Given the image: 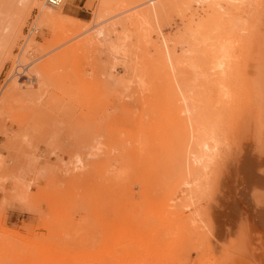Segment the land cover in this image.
Wrapping results in <instances>:
<instances>
[{"label":"rangeland","instance_id":"obj_1","mask_svg":"<svg viewBox=\"0 0 264 264\" xmlns=\"http://www.w3.org/2000/svg\"><path fill=\"white\" fill-rule=\"evenodd\" d=\"M185 1L76 0L69 22L55 27L40 23L41 7L30 2L0 7V39L6 27L10 38L0 46V89L27 27L33 22L38 29L31 67L11 78L26 80L35 95L8 99L0 92V264H34L38 256L51 264H153L168 252V238L185 264H229L239 247L264 238V208L257 210L252 200L258 189L251 180L261 169L246 157L258 156L264 145V121L261 127L242 121L236 139L232 129L241 108L245 116L264 112L261 73L251 83L259 110L245 94L222 110L220 152L205 172L209 183L204 178L202 192L190 188L176 200L175 186L184 178L177 160L193 137L190 127L191 133L178 124L191 113L190 83L179 79H185L189 47L184 32L206 9ZM263 8L252 49L258 67ZM97 30L104 37L97 39ZM124 44L125 53L113 58L108 46ZM43 66L48 76L36 90L27 77Z\"/></svg>","mask_w":264,"mask_h":264},{"label":"bare ground","instance_id":"obj_2","mask_svg":"<svg viewBox=\"0 0 264 264\" xmlns=\"http://www.w3.org/2000/svg\"><path fill=\"white\" fill-rule=\"evenodd\" d=\"M189 1H195L194 3L195 4L197 3L196 5L201 4L206 9H204L205 11L203 10V12L205 13V16L203 15L202 17L204 18L200 19L201 17H199L198 22L196 24H193V23H189V25L187 24L188 27L186 31L184 32L188 35L189 47L186 51V55H184L186 66L184 65L183 66L186 68L181 70L182 71L181 75L183 74L185 79L183 78H179V79H182L181 81H188V84L190 83L189 85L185 83L187 86H189V89H188L189 93H188V96L187 95L186 96L189 99L190 104H188L189 102L188 103L186 101L185 102L191 106L190 107L191 110L189 107L188 108L185 107V108L187 110H190L191 113L188 112L190 115L186 118H183V120L178 122V124L182 128H185V129L187 127L188 128L190 127L193 130V133H192L193 137L192 139L191 137L190 139H188V142H186V144L188 143L187 147H185V150L182 151L181 158L177 160V162L180 160V162L177 163L178 170L182 171V175L184 176V178L182 177L180 182L177 180L178 185L175 186V190L178 193L175 194L176 191H174L176 200L181 198L179 197V194L184 195L185 192H187V190L188 191L193 190L194 192H196V194H199L200 192L204 190V189L203 190L200 189L201 185L204 182L203 181L204 178H206L205 180H207L209 183L208 176L207 177L205 176L206 175L205 172L207 173L208 168L210 169L211 164L213 165L215 164L217 160L216 158L218 157V154L220 152L219 151L220 149L218 147L220 144L219 136H220L222 127L220 126L221 124H219V122L222 121L221 119H224L221 116L223 113L222 110L223 109L229 110L230 108H234L235 102L240 101L239 97L243 96L244 94L246 95V100L248 99L250 104L252 103L251 108L254 109L253 107L258 102L256 101V99H254V97L256 96L252 94V92H254L255 90L252 89L251 83L252 81L254 82V80L260 81L259 78L262 77L259 75L260 73L263 74V77H264V71H263L264 70V63H263L264 60L263 59L261 60L260 66L258 67L259 63L257 62L255 63L257 55L254 57L253 56L254 53L252 51L254 47L253 45L256 39V34L258 33L259 31L258 29L260 26L259 25L260 18L258 19V15H260L259 14L260 9L264 7V0H189ZM14 2H15V5L20 8L23 7L27 2H30L31 6L41 7L40 23L44 25H54L55 27V25L62 24L69 20V14L73 11L76 0H63L62 3L58 7H50L49 5H47V3H45V0L43 1L15 0ZM9 3H10V0H0V7L2 8L4 7V10H5V8L9 6ZM15 5L12 4V6H9V7L11 8L13 7L12 9H14ZM200 8L203 9V7H200ZM6 11L7 12L10 11V8ZM262 15H264V13ZM132 22H133V25L137 27L136 30H134V34L137 35L139 31L138 30L139 20L137 18H134V21ZM31 26H33L35 30H38L36 23L32 22ZM11 34L12 33H10V36ZM33 35L34 34H32L28 38L24 36V38L20 41L19 47L16 52L15 60L13 61L12 67L10 69V74L8 75V78H7L8 80L7 79H6L7 81L5 80L4 84L2 85L0 89V92L6 91V98L8 99H10L11 97H19L21 94H28L31 96L35 95L33 92L27 91L28 88L27 89L25 88L26 85L24 84V81L26 80H24L23 82H19V80H16V81L11 80V78L13 79L14 77L21 76V74L22 76L25 75L26 72L31 67L30 65H32L33 63V57H35V54H33L31 51L32 49L37 47V44H33L34 43V40L32 39ZM95 37H97V39L104 37V32L102 30H97ZM8 38H9V28L6 27L0 39V46L5 44L7 40H10V38L9 39ZM29 40L31 41L28 42ZM243 46H245V51H244ZM108 47L110 48L112 55L114 56L113 58L115 59H117V57H119L121 54L123 55L125 53V49H124L125 44L123 47L116 46L118 48H115L113 45L108 46ZM3 52L4 51L2 50V53ZM260 59L261 58L259 57V60ZM182 61L184 60H180V65ZM174 69L177 70V68H174ZM181 71L179 69V73ZM31 72H33V74L29 73L27 80H30V83L32 85H35L34 87L37 90L39 86L41 85V82L45 80V78L47 79L48 69L45 66H43L39 70L35 69ZM8 81L10 84H8ZM6 82L8 84L7 87L5 86ZM240 84H241V87H240ZM237 87H240L242 89V94H239V92L237 91L238 90ZM262 94L263 96L261 97V100H264V92ZM261 103L259 105H261ZM241 106L242 104H240V107ZM255 108L256 109L254 110L256 111L258 108L257 105ZM262 108L263 106L261 107V109ZM243 110L244 108L240 109L239 117L236 116L238 118L237 119L235 118L234 123H233L234 126L232 125L234 139H236L238 135L240 136L241 134L242 136L243 134L242 130L240 129L242 121H244L245 123L243 125H246L247 123V126H251L252 124L258 123L260 124V127H261L262 122L264 121V112L259 113L257 111L256 114L251 113L252 115L248 114L247 116H245L246 113L244 114ZM254 110H252V112ZM241 111H243V113ZM190 128L188 130H190L189 132L191 133L192 130ZM257 149L259 150V152H255V153L258 156L253 155V152H251L249 153L250 155L247 154L246 157L250 160L251 166L257 165L256 168H259L262 170V171L259 170L258 171L259 173L256 172L258 174L257 177L256 175H254L255 178L251 177V180L253 181L255 187H257L258 189L257 190L258 194H256L255 198H252V200L258 204V206L256 207L257 210H260L262 207L264 208V192H260L261 190L264 191V180L258 179V177L260 178V177H263L264 175V158H263L264 157L263 156L264 145L260 149L259 148ZM170 161L172 160L170 159ZM174 161H176L175 157H174ZM177 173H179V171ZM202 174H204V176H202ZM216 180L218 181V179ZM190 188L192 190H189ZM191 195H193L194 197L197 196V195L192 194V192L190 194V197ZM185 198L186 200L190 199L189 197L187 199V196ZM194 199L191 198L192 202L193 201L196 202V199L195 200ZM256 203L252 202L251 205L255 208V206L257 205ZM174 213H177L178 216L177 215L176 216L179 218L178 212H174ZM161 215L162 217H159L160 219L163 218L164 215H166V213H164V215L163 214ZM169 216L170 215H168V217ZM172 217H171V220L175 218V217L174 218ZM154 219L156 220V218ZM162 220L161 222L163 224L161 222L159 223L164 226V223L167 222L166 218ZM178 220L182 221V219H178ZM168 223L169 222H167V224ZM155 225L158 226L157 222H155ZM170 225H173V224L170 222ZM163 226H161L160 228L163 229ZM175 227L178 228V232L180 231L182 232L183 228L181 229L179 228V227H183L182 225L180 226L178 225ZM175 227L173 226L174 229H177ZM258 228L260 229L259 226ZM258 228L257 230L259 231ZM172 229L170 228V231ZM164 230H160V231H164ZM168 232H169V229H168ZM242 233H243V230H242ZM169 234L171 233H168L167 236L172 237V236H169ZM177 234L179 233L173 234V236ZM179 235H181V233ZM157 236L159 235L157 234ZM174 237H177V236H174ZM168 240H170L169 241L170 246L168 247L169 248L168 252L164 255L163 254L157 255V257L154 259L153 264H185V262H183V259L180 256V250L177 249L176 251L174 250L175 248L174 245L172 246V244L175 241H173L172 243L171 238L170 239L168 238L167 241ZM253 241L254 240L247 242V246H249L250 244L251 245L248 248L246 247V249L245 247H239L238 250H236L235 252V257H233L234 260L232 261V263H229V264H264V238L262 237L260 242H253ZM157 247H160V246H157ZM196 248H194V251ZM165 250H166V247H165ZM195 252L197 253L198 251H195ZM135 254H134V259H132L133 261H136L138 258V257L136 258L137 254L136 255ZM139 255H141L139 256V260H141L140 257L143 258V255L142 254H139ZM44 259L42 256H38L34 264H51L52 263V260L49 263L47 260H44ZM209 263L210 262H208V264Z\"/></svg>","mask_w":264,"mask_h":264},{"label":"built area","instance_id":"obj_3","mask_svg":"<svg viewBox=\"0 0 264 264\" xmlns=\"http://www.w3.org/2000/svg\"><path fill=\"white\" fill-rule=\"evenodd\" d=\"M63 0H45V3H47V5H49L50 7H58ZM37 32V30L34 29L33 26H31V24L27 27L26 32L24 34V36H26L27 38L30 37L32 34H35Z\"/></svg>","mask_w":264,"mask_h":264}]
</instances>
